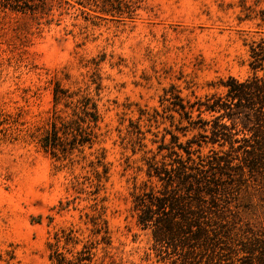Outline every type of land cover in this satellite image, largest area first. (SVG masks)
<instances>
[{"label":"rangeland","instance_id":"rangeland-1","mask_svg":"<svg viewBox=\"0 0 264 264\" xmlns=\"http://www.w3.org/2000/svg\"><path fill=\"white\" fill-rule=\"evenodd\" d=\"M102 1L61 0L49 14L0 10V112L8 121L0 135V264H51L53 233L73 226L86 236L84 215L100 200L112 242L99 248L96 264H160L151 230L137 223L135 195L162 188L147 169L163 137L169 143L173 133L185 143L198 133L170 125L165 90L173 85L185 100L225 96L230 77L253 74L250 44L264 37V0H121L131 10L122 14L103 12ZM55 82L97 100L101 121L85 160H57L37 144L52 115ZM154 111L157 121L142 114ZM200 131L208 135L200 137L202 154L227 162L210 172H217L214 208L230 234L228 261L247 264L246 249L264 247V158L244 141L220 146ZM245 133L234 137H250ZM98 157L109 172L92 194L97 180L89 163Z\"/></svg>","mask_w":264,"mask_h":264},{"label":"trees","instance_id":"trees-1","mask_svg":"<svg viewBox=\"0 0 264 264\" xmlns=\"http://www.w3.org/2000/svg\"><path fill=\"white\" fill-rule=\"evenodd\" d=\"M240 1L243 3L245 0ZM60 3L61 0H0V10L49 14ZM102 3L101 10L105 13L122 14L124 8L131 12L129 5L121 0H103ZM260 13V19L264 23V11L261 10ZM246 17H250V14ZM249 67L253 74L244 81L230 77L224 83L227 88L225 96L213 94L204 99L196 97L195 100H185L175 86L165 90L161 103L165 104L163 112L168 113L170 125L184 130V134L194 130H198V133L185 143L179 142V137L173 133L169 143H165L163 137L157 154H161L163 150H167V153L161 161L156 160L157 154L153 155L148 161L147 169V175L158 178L162 188L155 190L149 186L135 195L137 223L142 229L151 230L155 262L230 264L228 260H231V244L227 241L229 230L227 223L222 222L224 217L214 208L217 206L218 193L214 189L213 178L217 172H210L214 169L221 171L224 165L227 166V162L220 156L202 154L200 137L206 138L208 135L200 130L205 133L210 131L212 144L224 146L229 143L233 147L234 143L244 141L252 148L253 156L264 158V37L250 44ZM53 104L48 126L40 133L37 144L57 160L68 159L73 163L74 156L85 160V148L94 145L96 130L101 121L97 100L80 89L70 91L55 82ZM144 113H147L148 120L157 121V117L161 116L158 111L153 114H142ZM204 113L211 114L212 118L204 119ZM184 121L186 125H183ZM6 123L7 118L0 112L2 136L7 135L8 128L4 126ZM237 126H241V129L237 130ZM237 132H249L251 135L236 138L234 136ZM175 146L184 150L186 156L179 153ZM210 151L216 154L214 149ZM166 158L169 159L168 162ZM256 162L253 160L248 167L253 169ZM89 166L94 170L97 180L92 194H97L102 179L108 178L109 168L100 157L95 162L90 161ZM100 201L94 203V214L84 215L88 231L86 236L81 237L83 231L73 226L53 233L47 244L51 264H96L99 248L111 245L106 208L99 205ZM246 252L251 261L247 264H255V259L258 264H264V247L258 250L256 245H250ZM147 258H151L149 253Z\"/></svg>","mask_w":264,"mask_h":264}]
</instances>
